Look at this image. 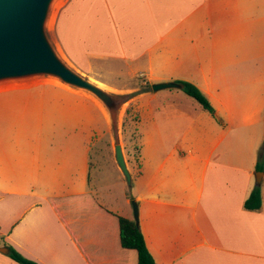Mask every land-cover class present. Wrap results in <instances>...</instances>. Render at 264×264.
Segmentation results:
<instances>
[{
    "label": "crops",
    "instance_id": "crops-1",
    "mask_svg": "<svg viewBox=\"0 0 264 264\" xmlns=\"http://www.w3.org/2000/svg\"><path fill=\"white\" fill-rule=\"evenodd\" d=\"M46 29L106 91L124 73L188 82L225 114L221 126L180 107L165 127L152 120L133 200L154 262L264 264V173L261 209L244 208L264 143V0H59ZM34 79L0 83V238L38 264H137L118 211L90 188L92 114L107 111Z\"/></svg>",
    "mask_w": 264,
    "mask_h": 264
},
{
    "label": "rangeland",
    "instance_id": "rangeland-1",
    "mask_svg": "<svg viewBox=\"0 0 264 264\" xmlns=\"http://www.w3.org/2000/svg\"><path fill=\"white\" fill-rule=\"evenodd\" d=\"M57 2L59 0L53 2L50 14ZM48 33L50 35L49 29ZM48 33L46 29L47 36ZM106 78V83L115 88L113 91H108L114 95L123 96L126 102L122 105L118 114L117 136H115L114 128L106 111V114L101 111L102 116L101 114L97 115L96 112L92 114L94 117V131L90 135L92 165L89 171L90 188L99 200L106 202L109 207L115 208L119 216L124 218V214L128 219L133 220V202L137 204L133 198L136 191L142 187L143 182L139 178V173L143 170L140 168L141 165L137 164L136 161L139 157V148L142 142L147 136L151 135L152 129L150 126L152 120H156L160 126L165 127L164 123H166V119H168L171 112L175 108L180 107L182 110H186L196 117L199 114H204L206 118H211L213 124L221 126L225 114L222 111L216 110H214V115L202 111L200 106L186 96L181 89L153 91L152 82L144 84L143 79H131L126 73L122 74L118 79L114 78V76H106ZM34 80L37 83L50 85L52 88H70L57 80L47 77ZM134 89L136 92H125V90ZM141 93L144 94L139 96ZM134 97L135 100L133 102ZM211 106L214 109L215 106L213 104ZM116 144L121 146L123 155L127 158V168L131 177L130 184L127 183L116 164L114 155V146ZM261 145L263 146V144ZM142 153L145 152L143 151ZM142 168L145 169L143 166ZM126 198L130 199L128 205H124Z\"/></svg>",
    "mask_w": 264,
    "mask_h": 264
},
{
    "label": "water",
    "instance_id": "water-1",
    "mask_svg": "<svg viewBox=\"0 0 264 264\" xmlns=\"http://www.w3.org/2000/svg\"><path fill=\"white\" fill-rule=\"evenodd\" d=\"M55 0H0V83L47 77L67 87L93 96L107 111L117 136V120L123 96L114 95L98 84L74 71L58 55L51 44L46 26L51 6ZM177 83L155 84L153 91L180 89ZM115 161L128 184L131 177L127 170L122 148L114 146ZM260 186L262 173L255 174ZM133 221L139 226V212L133 202ZM7 255L8 249L0 247Z\"/></svg>",
    "mask_w": 264,
    "mask_h": 264
},
{
    "label": "trees",
    "instance_id": "trees-1",
    "mask_svg": "<svg viewBox=\"0 0 264 264\" xmlns=\"http://www.w3.org/2000/svg\"><path fill=\"white\" fill-rule=\"evenodd\" d=\"M176 83L181 86L180 89L183 91V93L194 100L203 111L214 115L215 111L210 102L197 87L188 82ZM255 171L256 173H264V143L260 150V155L255 167ZM261 207V188L260 186H257L251 191L250 195L245 200L244 208L247 211H258L261 209ZM116 220L120 247L125 251L133 252L136 255L137 264H156L146 247L139 226H136L133 220H129L126 218L117 216ZM0 247L8 249L7 256L16 264H38L35 261L21 255L14 248L6 244L2 238H0Z\"/></svg>",
    "mask_w": 264,
    "mask_h": 264
}]
</instances>
